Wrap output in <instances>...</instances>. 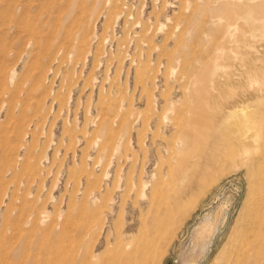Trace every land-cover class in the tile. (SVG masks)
I'll use <instances>...</instances> for the list:
<instances>
[{"label": "rangeland", "instance_id": "obj_1", "mask_svg": "<svg viewBox=\"0 0 264 264\" xmlns=\"http://www.w3.org/2000/svg\"><path fill=\"white\" fill-rule=\"evenodd\" d=\"M262 37L264 0H0V264L55 260L73 238L75 257L58 264L89 250L103 258L106 241L156 211L163 228L148 264L199 261L211 239L199 262L209 264L264 196V95L222 123L227 145L208 167L193 166L190 137L213 143L218 105L247 95L215 44L240 54L238 72L254 69ZM218 207L211 236L205 216Z\"/></svg>", "mask_w": 264, "mask_h": 264}, {"label": "bare ground", "instance_id": "obj_2", "mask_svg": "<svg viewBox=\"0 0 264 264\" xmlns=\"http://www.w3.org/2000/svg\"><path fill=\"white\" fill-rule=\"evenodd\" d=\"M16 6V5H15ZM224 12V11H223ZM233 20V19H232ZM231 20V21H232ZM229 22V21H228ZM243 24V23H242ZM259 24V22H258ZM249 25V24H248ZM234 26V25H233ZM253 26V25H252ZM251 26V27H252ZM227 28V27H226ZM243 28H247L244 27ZM223 29V28H222ZM230 29V28H229ZM258 29V28H257ZM250 30V29H249ZM226 34H228V31L226 29ZM241 32V31H240ZM256 33L258 31H255ZM261 32V31H260ZM231 33V32H230ZM254 33V32H253ZM259 33V32H258ZM76 34V33H75ZM74 34V35H75ZM225 34V37H227ZM239 34V33H238ZM216 35V34H215ZM220 35V34H217ZM216 35V36H217ZM222 35V33H221ZM215 38H219L217 40L220 41V39L222 37H216ZM213 38V37H212ZM211 38V39H212ZM257 38V37H256ZM224 39V38H223ZM227 39V38H226ZM239 39V38H238ZM264 39L263 37L260 39L262 40ZM190 41V40H189ZM192 41V40H191ZM212 41V40H211ZM218 41V42H219ZM232 41V40H231ZM246 41V40H245ZM216 42V41H215ZM229 42V41H228ZM258 46H262V49H260L259 51L257 50V52H255V56H253L251 58L252 62H254V69L251 68V66L246 65L245 67L242 65H239L242 67V69H238L240 71L238 72H233V67L238 64H235L234 60L239 59L240 58V54L238 55L236 52H234L232 50V48H230L228 45H230L229 43H226V41H222L219 43L215 44L214 49L217 51L218 53V62L219 67L223 70V72L225 71L227 78L231 79L230 82H232V80L237 81L238 79L242 78V81L244 82V85L247 87L246 91H247V95L243 96L242 99H239L238 102H233L232 104L228 105L227 108H224V106H219V119L217 118V121L214 123L213 122V143L208 144L207 140L204 141H197V137L191 139V143L189 144L190 148H193L195 150V148L197 147V152L195 153L194 159H192V163L193 166L196 165L198 168L204 169L206 167H208L209 165H211L212 163H214L215 160H217L218 158V148L217 146H223L224 144H226V140L229 138V134H227L225 128L223 127L222 123L224 124L225 121H227L228 118L232 117H238L239 118H243V116L241 115L244 111H246L248 108L251 107V101L252 99H257L258 96L260 95H264V41L260 42L258 41ZM232 44V43H231ZM204 45V44H203ZM201 44V46H203ZM206 45V44H205ZM213 46V45H212ZM238 46H242V53L243 51L245 52V49L248 48V44H240ZM205 47V46H204ZM231 47H233V49H235L234 47V43L231 45ZM210 49V48H209ZM257 49V48H256ZM259 49V48H258ZM197 50V49H195ZM239 50V49H238ZM240 52V50H239ZM252 52V53H254ZM216 53V52H215ZM241 53V52H240ZM246 53V52H245ZM211 55V54H210ZM214 55V54H213ZM246 57V55H245ZM181 59V58H180ZM250 60V61H251ZM239 61V60H238ZM241 62V61H240ZM246 62V61H245ZM258 62V63H257ZM216 63V62H215ZM238 63V62H237ZM257 63V64H256ZM172 65V64H171ZM213 65V64H212ZM195 66V65H194ZM216 66V65H215ZM212 67V66H211ZM210 67V68H211ZM218 68V66L216 67ZM212 69V68H211ZM187 70V69H186ZM194 70V69H193ZM196 70V69H195ZM213 70V69H212ZM211 70V71H212ZM218 70V69H217ZM209 71V70H208ZM222 72V73H223ZM263 74H262V73ZM209 73V72H208ZM201 74V73H200ZM206 74V73H205ZM146 75V74H145ZM216 75V74H215ZM161 76V75H160ZM200 77V76H199ZM212 77V75H211ZM210 77V78H211ZM209 78V77H208ZM225 78V77H224ZM223 78V79H224ZM226 79V78H225ZM215 80V79H214ZM213 80V82H214ZM218 80V79H216ZM221 80V79H219ZM241 80V79H240ZM227 82L228 80H224V82ZM223 82V83H224ZM225 82V83H226ZM239 83H241L240 81H238ZM236 82V83H238ZM218 83H220L218 81ZM229 82H227L228 84ZM259 83L260 85V93H249L250 87L254 88V84ZM186 84V83H185ZM210 84V83H209ZM216 84V82H215ZM242 84V83H241ZM173 85V84H172ZM207 85V84H205ZM213 85V83L211 84V86ZM222 85V84H219ZM257 85V84H256ZM208 86V85H207ZM210 86V85H209ZM215 86V85H214ZM221 86H218V84L215 86V88L213 87L212 90H216L219 89ZM223 87H225L223 85ZM258 87V86H257ZM205 88V87H204ZM203 88V89H204ZM207 88V87H206ZM11 89V88H10ZM223 89V88H222ZM226 89V87H225ZM208 90L209 87H208ZM224 90V89H223ZM255 90V88L253 89ZM205 91V90H204ZM203 91V92H204ZM186 92V91H185ZM198 92V91H197ZM220 92V91H219ZM193 93V92H192ZM216 93V92H215ZM168 94V93H167ZM209 94H213V92L209 93ZM246 94V93H245ZM142 95V94H141ZM193 95V94H192ZM216 95V94H215ZM218 95V94H217ZM191 96V95H190ZM212 97V95H211ZM172 98V97H171ZM213 98V97H212ZM211 98V99H212ZM227 98V97H226ZM236 98V97H235ZM239 98V97H238ZM178 99V98H177ZM214 99V98H213ZM220 99V98H217ZM216 99V100H217ZM232 99V98H231ZM207 100H210L207 99ZM206 100V101H207ZM236 100V99H235ZM191 101V100H190ZM205 101V102H206ZM215 101V100H214ZM217 102V101H216ZM227 102V101H226ZM231 103V102H230ZM213 104V101H212ZM218 104V103H217ZM216 104V105H217ZM191 105V104H190ZM215 105V102H214ZM223 105V104H222ZM167 106V104H166ZM170 106V104H169ZM165 107V106H164ZM191 107V106H190ZM207 107V106H206ZM213 107V106H212ZM97 108V107H96ZM179 108V107H178ZM195 108V107H194ZM203 108V107H201ZM200 108V109H201ZM214 108V107H213ZM217 108V107H216ZM176 109V108H175ZM172 110V109H171ZM174 110V109H173ZM172 110V111H173ZM192 110V109H191ZM218 110V109H217ZM176 111V110H175ZM178 111V110H177ZM182 111V110H181ZM193 111V110H192ZM184 112V111H183ZM213 112V111H212ZM172 113V112H171ZM177 113V112H176ZM179 113H180V109H179ZM182 113V112H181ZM185 113V112H184ZM183 113V116H184ZM208 113V112H207ZM218 113V112H217ZM188 114V113H186ZM209 114V113H208ZM159 115V114H158ZM171 115V114H170ZM174 114H172L170 116V118L172 119ZM180 115V114H179ZM182 116V115H181ZM186 116V115H185ZM189 116V120H193L190 119V117L192 116L191 114L188 115ZM187 116V117H188ZM217 116V115H216ZM110 117V116H109ZM159 117V116H158ZM176 118L178 116H175ZM173 117V118H175ZM157 118V117H156ZM193 118V117H192ZM213 119V118H212ZM195 120V119H194ZM215 120V119H214ZM174 121V120H173ZM181 121V120H180ZM201 121V120H200ZM171 122V121H170ZM176 124L178 122L174 121ZM194 123L196 122L193 121ZM173 123V122H172ZM184 123V121H183ZM186 123V122H185ZM192 123V122H191ZM199 123V122H198ZM197 123V124H198ZM180 124V123H179ZM179 124L176 126V129L178 128L180 130V126ZM182 124V122H181ZM202 124V123H201ZM187 126L190 124H186ZM191 125H195V124H191ZM190 125V126H191ZM188 126V127H190ZM202 126V125H201ZM205 126V125H204ZM209 126V125H207ZM226 126V125H225ZM230 126V125H229ZM185 130L188 129L186 128V126H184ZM183 128V127H182ZM192 128V127H191ZM202 128V127H201ZM231 128H233L231 126ZM240 128V127H239ZM207 129V128H206ZM209 129V128H208ZM246 129V128H245ZM182 130V129H181ZM182 130V131H185ZM205 130V128H204ZM211 130V128H210ZM188 132V131H186ZM246 132V131H244ZM115 133V132H114ZM182 133V132H181ZM191 133V131L189 132ZM201 133H203L201 131ZM205 134V133H204ZM187 136V135H186ZM194 136V135H193ZM206 136V135H205ZM204 137V136H203ZM211 137V136H210ZM81 139V138H79ZM187 139V138H186ZM202 139V138H201ZM204 139V138H203ZM235 139V138H234ZM205 140V139H204ZM231 141V140H230ZM246 141V140H245ZM244 141V142H245ZM159 142V141H158ZM229 142V141H228ZM247 142V141H246ZM180 143V142H179ZM178 143V144H179ZM182 143V142H181ZM251 143V142H249ZM248 143V144H249ZM155 144V143H154ZM177 144V143H176ZM99 145V144H98ZM227 145V144H226ZM252 145V144H251ZM180 146V144H179ZM165 147V146H164ZM167 147V146H166ZM169 147V146H168ZM188 147V148H189ZM183 148V147H182ZM232 148V147H231ZM253 148V146H252ZM240 149V148H239ZM257 150V148H255ZM254 149V150H255ZM175 150V149H174ZM243 150V149H241ZM246 150V149H245ZM259 150V149H258ZM23 151V150H22ZM173 151V150H172ZM240 151V150H239ZM247 151V150H246ZM175 152V151H174ZM193 152V151H192ZM242 152V151H241ZM245 152V151H244ZM259 152V151H258ZM257 152V154H258ZM262 152V151H261ZM12 153V152H10ZM182 153V152H180ZM194 153V152H193ZM236 153V152H235ZM93 154V153H92ZM218 154V155H217ZM262 153V158L263 157ZM180 155V154H179ZM182 155V154H181ZM233 155V154H231ZM246 155V154H245ZM250 155V153H249ZM254 155V154H253ZM252 155V156H253ZM177 156V155H176ZM192 156V155H191ZM256 156V155H255ZM259 157V155H257ZM10 157V156H9ZM223 157V156H222ZM251 157V156H250ZM249 157V158H250ZM257 157V158H258ZM122 158V157H121ZM120 158V159H121ZM172 158V157H171ZM187 158V157H186ZM225 158V157H224ZM256 158V157H255ZM256 158V159H257ZM261 158V157H260ZM21 159V158H20ZM178 159V157H177ZM179 161V160H177ZM189 161V160H188ZM254 161V160H253ZM250 162V161H249ZM179 163V162H178ZM188 163V162H187ZM186 163V164H187ZM252 163V161L250 162ZM177 164V162H176ZM181 164V163H180ZM253 164V163H252ZM251 164V165H252ZM254 165V164H253ZM262 165V163H261ZM259 165V166H261ZM38 167V166H37ZM255 167V166H254ZM264 167V166H262ZM249 168V167H248ZM253 168V167H252ZM182 169V168H181ZM251 169V168H250ZM260 169V168H259ZM184 170V169H183ZM194 170V169H193ZM262 170V168H261ZM255 171V170H254ZM263 171V170H262ZM184 171H182L183 173ZM191 172V171H190ZM196 171H192V175L193 173ZM256 172V171H255ZM41 173V172H40ZM181 173V172H180ZM187 173V172H186ZM199 173V172H198ZM254 173V172H252ZM261 173V172H259ZM263 173V172H262ZM256 175V173H254ZM253 174V175H254ZM200 175V174H199ZM258 175V174H257ZM260 176V175H259ZM23 177V176H22ZM199 177V176H198ZM256 177V176H255ZM187 178V177H186ZM185 178V179H186ZM259 178V177H258ZM193 179V178H192ZM261 179H263L261 177ZM257 180V179H256ZM148 183V182H147ZM152 185V181L150 182ZM150 183L146 184V182H144L143 185V190L144 192L142 193L143 195H145V193H148L150 196L152 194V190L153 187L150 185ZM21 185V184H20ZM260 185V184H259ZM122 186V185H121ZM117 187V186H116ZM263 187V186H262ZM81 188V187H80ZM259 188V186H258ZM30 189V188H29ZM256 189V188H255ZM31 190V189H30ZM257 190V189H256ZM264 191V189H263ZM66 193V192H65ZM91 193V192H90ZM257 194V193H256ZM260 194V193H259ZM259 194L256 196L255 200L253 201L252 205L248 207V209L246 210L245 214L242 215L243 217H241V223L239 224L238 227H236V229L232 230V232L228 235L227 240L222 244V246L219 248V250L214 254V256L212 257L211 261L209 262V264H264V196ZM262 194V193H261ZM148 195V196H149ZM254 195V194H253ZM252 196V193H251ZM251 198V197H249ZM89 199V198H88ZM151 200V199H150ZM251 200V199H250ZM249 203V202H248ZM150 204H152V202H149L148 207H150ZM246 206V205H245ZM164 207V206H163ZM162 207V209H163ZM2 208V207H1ZM246 208V207H245ZM151 209V208H150ZM166 209V207H165ZM168 209V208H167ZM220 208L218 207V211H216L214 213V217L213 219L209 218L208 216H205L206 222L208 227H212L211 229V236L214 235V233L216 232V230H218L217 227V219L219 218V214H220ZM222 209V208H221ZM169 210V209H168ZM166 210V211H168ZM60 211V210H59ZM106 211V210H105ZM151 211V210H150ZM154 211V210H153ZM159 211V208H158ZM163 212V211H162ZM151 216L147 217L146 219L148 220H142L139 218V224L138 227L135 229V232H123L121 234H116L113 238L112 241L108 240L106 241L105 245H104V250L106 252L105 256L103 258H100L99 256H97L96 252L95 254L90 253L91 250H89L87 253L85 254H81L78 256L77 260H75V262L73 261V257H69L70 259H72L70 262V264H148V262L150 261V259L153 257V250H154V246H155V239L157 236L158 231H161L163 226H161V217L159 215H156V213L151 212ZM224 213V212H223ZM243 213V212H242ZM11 214V213H10ZM108 214V213H107ZM150 214V213H149ZM222 214V213H221ZM220 214V215H221ZM141 212L139 214V216L141 217ZM161 215V214H160ZM40 216V215H39ZM163 216V213L162 215ZM223 216V215H221ZM223 218V217H222ZM5 221V220H4ZM223 221V220H222ZM163 222V221H162ZM239 222V221H238ZM8 223V222H7ZM164 224V222H163ZM160 226L162 228H160ZM165 226V225H164ZM135 228V227H134ZM161 230H160V229ZM134 236H136V239H134ZM75 237V236H73ZM67 238V235H66ZM103 238V237H102ZM109 238V237H108ZM69 239V238H68ZM70 239H72V236H70ZM75 240V238H73ZM64 241H67L65 239H63ZM74 240H72V242H74ZM78 240V239H77ZM75 240V241H77ZM70 243L69 244V249L68 251L71 250V252H69V256L73 255L75 251H73L75 249V247H77V245L75 242L72 244V242L70 240H68ZM111 241V242H110ZM62 243V241H61ZM211 243V239H209V241L207 242V244L203 247L201 256L199 261H188L184 264H199L200 260L203 258L205 251L208 249L209 245ZM71 244V245H70ZM109 244H111V247H109ZM63 245V243H62ZM60 245V247L62 246ZM73 245V247H72ZM37 246V245H36ZM59 246V245H58ZM64 246V245H63ZM62 246V247H63ZM66 246H68L66 244ZM56 248V249H60ZM73 250H72V248ZM65 248V247H64ZM57 250V251H58ZM65 250V249H64ZM62 250V251H64ZM76 250V249H75ZM55 251V250H54ZM53 251V252H54ZM60 251V250H59ZM59 251L56 253V255H59ZM60 251V252H62ZM67 251V253H68ZM87 251V250H86ZM50 252V251H48ZM51 252V253H53ZM66 253V252H65ZM66 253V254H67ZM71 253V254H70ZM48 254V253H46ZM61 254V253H60ZM66 254H61V257H57V259H55L56 261L60 259L63 260V258H65ZM51 255V254H50ZM54 255V254H53ZM47 255H45L44 257H46ZM52 256V255H51ZM50 257V256H49ZM47 258L51 260L50 258ZM75 257V256H74ZM55 258V257H54ZM59 258V259H58ZM68 259V258H65ZM69 259V260H70ZM47 260L44 259L42 264H47ZM54 259L52 258L51 261H53ZM54 260V261H55ZM50 261V262H51ZM56 264L60 263V262H56ZM68 261V260H67ZM48 262L49 264H53ZM65 264H68L66 261H64ZM63 262V263H64Z\"/></svg>", "mask_w": 264, "mask_h": 264}]
</instances>
